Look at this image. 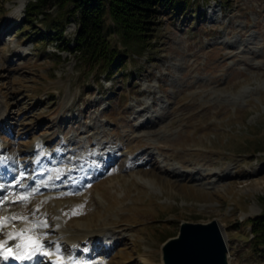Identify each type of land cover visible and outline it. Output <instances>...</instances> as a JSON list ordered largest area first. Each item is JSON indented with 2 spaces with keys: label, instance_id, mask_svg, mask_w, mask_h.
<instances>
[{
  "label": "rangeland",
  "instance_id": "rangeland-1",
  "mask_svg": "<svg viewBox=\"0 0 264 264\" xmlns=\"http://www.w3.org/2000/svg\"><path fill=\"white\" fill-rule=\"evenodd\" d=\"M30 1L0 0L1 210L27 217L63 260L164 264L182 222L215 221L229 264H264L247 223L264 200V0H192L162 13L141 48L109 35L125 55L110 72L64 50L76 17L58 42L38 38L44 25L25 23ZM41 140L75 187L36 188Z\"/></svg>",
  "mask_w": 264,
  "mask_h": 264
},
{
  "label": "trees",
  "instance_id": "trees-1",
  "mask_svg": "<svg viewBox=\"0 0 264 264\" xmlns=\"http://www.w3.org/2000/svg\"><path fill=\"white\" fill-rule=\"evenodd\" d=\"M191 1L32 0L26 4L24 15L27 27L36 28V23L44 25V31L38 32L37 37L49 38L52 43L64 38L66 25L76 17V33L72 40L65 42L64 50L78 56L91 68L99 67L102 72H108L125 58L120 48L110 44L109 35L118 36L125 49L141 48L149 44L162 13H181L192 6ZM70 43L74 44L71 49L68 48ZM262 205L261 214L248 219L247 223L251 226V245L264 257V200Z\"/></svg>",
  "mask_w": 264,
  "mask_h": 264
},
{
  "label": "bare ground",
  "instance_id": "bare-ground-1",
  "mask_svg": "<svg viewBox=\"0 0 264 264\" xmlns=\"http://www.w3.org/2000/svg\"><path fill=\"white\" fill-rule=\"evenodd\" d=\"M3 119H0V122H2ZM32 147H33L32 151L36 152V155H35L36 159H35V163H34L35 169L33 171L35 174L34 175L35 177L32 178V181L35 184L36 188H40L41 191L46 190L45 192H47V194L52 195V194H54V192L59 191L58 187L60 186V183H61L60 180H65V182L63 183V187L67 186L68 184H69L68 187H75L77 185L78 182H77L76 178H78V177H73V176H75V173H73V171L70 169V166L68 168H61V167H58V165H57V168H55L51 164V162L48 160L50 155H44L45 152L42 151V140L39 142L37 141ZM4 152H5V149L0 145V174H3L2 171L5 170L4 164H6V162L10 161V157L9 158L6 157ZM59 154H60V151L55 152L56 156ZM46 161H47V163H46ZM78 161L79 160H77V162ZM20 170H22V169H20ZM5 178H7V177H5ZM16 187L17 186L14 184V185H12L11 188L13 189ZM2 194L3 193L1 191L0 196ZM57 205L59 206L61 204L57 203ZM3 208H4V210H1L2 207L0 208V216L11 217L12 213H11V211H9L10 209L7 207H4V206H3ZM18 216H20V215H18ZM10 223L13 227L12 228H5L2 231L7 233L8 231H12L13 229H21V228H31L32 231L25 232L24 236H22V237L18 236L17 239L12 240V241H8V246H13V245L19 244V243L28 244L30 241L42 244L40 240L37 242V237H43L44 238V236L42 235L43 232L41 233L39 231L40 228H38V230H36L37 228L35 227L33 222L27 221L26 223H21L20 220H14V221H10ZM34 228H36L35 231H34ZM41 231H43V230H41ZM81 232L82 231H80L79 233H81ZM87 234H88V232H86V235ZM64 235H65V233H64ZM74 237H75V235H74ZM76 237L78 239L79 236H76ZM45 238H44V240H45ZM5 239H7L6 236H5ZM63 239H65V238H63ZM71 241L74 244V239H72ZM55 243H57V242H55ZM224 243H225V241H224ZM45 250L47 251V249H45V247L42 248L41 253H38L30 261H14V260L3 261V260H0V264H38V259H39L38 257H40V254H43V252ZM25 251H27V249H25ZM55 255H56L55 252H52V254L47 255V256H49V257H47L48 258L47 260L50 262V264H84L82 261H79V260L74 261V260L69 259V257H68V259L63 260V259H60L59 257H56ZM226 263L229 264V259L228 260L226 259ZM45 264H46V262H45Z\"/></svg>",
  "mask_w": 264,
  "mask_h": 264
},
{
  "label": "water",
  "instance_id": "water-1",
  "mask_svg": "<svg viewBox=\"0 0 264 264\" xmlns=\"http://www.w3.org/2000/svg\"><path fill=\"white\" fill-rule=\"evenodd\" d=\"M164 264H227V248L218 224L182 222L178 235L161 248Z\"/></svg>",
  "mask_w": 264,
  "mask_h": 264
},
{
  "label": "snow or ice",
  "instance_id": "snow-or-ice-1",
  "mask_svg": "<svg viewBox=\"0 0 264 264\" xmlns=\"http://www.w3.org/2000/svg\"><path fill=\"white\" fill-rule=\"evenodd\" d=\"M21 176L24 175L22 172L20 174ZM90 186V185H89ZM37 189H32V192H35ZM79 193H62L61 195L67 196V195H75ZM28 195L21 194L17 197L16 201L17 203H23L28 200ZM8 197L4 196L3 198H0V205L3 204L4 200H7ZM80 208L83 207V205L79 206ZM38 211V209H37ZM72 214H77V210L74 209ZM65 215H68L67 213ZM14 220H20L21 223L27 222V217H24L22 215L18 216L17 214L13 213L11 217H5L0 216V260L8 261V260H14V261H30L33 259L34 256H36L38 253H41L42 248L46 247V245L35 243V242H29L28 244L25 243H19L15 244L13 246H8V241L15 240L19 237H22L25 232L32 231L31 228H21V229H13L12 231H8L5 233L2 231L5 228H12L10 221ZM40 227H46V223L43 221H37ZM5 236L7 239H5ZM43 237H37V240H41ZM27 249V251H25ZM57 252H59V248H57ZM44 255H48L47 252L43 253ZM69 259H71V256H69Z\"/></svg>",
  "mask_w": 264,
  "mask_h": 264
}]
</instances>
